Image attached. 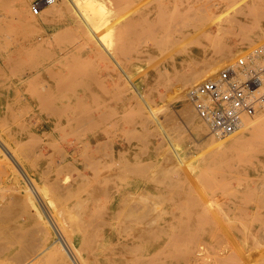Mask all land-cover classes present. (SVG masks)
<instances>
[{
    "label": "rangeland",
    "instance_id": "obj_1",
    "mask_svg": "<svg viewBox=\"0 0 264 264\" xmlns=\"http://www.w3.org/2000/svg\"><path fill=\"white\" fill-rule=\"evenodd\" d=\"M35 1L37 0H0V137L9 141L18 151L23 150V153L21 151L19 153L27 173L35 177L34 187L41 191L43 196L38 194L39 197L35 195V198L34 192H30V189L26 190V178L14 167L0 147V264H18L15 251H19L18 254H23V257H28L29 252L32 251V249L29 251V247L32 246L34 251L45 241L50 239L52 241L57 237L54 226L46 221L45 211H42L46 209V201H48L49 209L55 212L69 235L74 237L78 247L88 244V239L95 237L96 240L92 241L94 243L89 242L91 245H89L90 248L88 246V251L81 253L85 259L95 256L100 260L104 255L106 258L112 257L115 261L98 264L130 263L125 255H132V251L125 250L124 255L119 258L116 255L124 250L123 242L131 244L135 242L134 235L126 233L121 235L122 224L125 222L119 218H110L106 213L107 208L118 202V198L109 200L107 196L98 194L96 190L97 186L103 183L110 184L111 178L108 175L110 168L104 164H98L94 169L89 168L81 154L87 147L93 149V155H100V151L97 150V144H99L97 138L100 144H103L105 152L110 151L111 145L115 147L117 166L121 167L123 164L131 166L129 168L132 171L129 177H119V181L116 180L114 186L120 190H128L134 194L132 198H136L141 204L145 203L144 205L153 207L155 216L149 217L150 222L168 224L181 220L187 221V216L176 210L177 203L178 207L179 204L185 203L187 206L192 204V201L189 203L185 195L183 196L186 193L194 194L195 201L199 202L201 207L207 206L206 208L212 211L207 212L205 209V215L207 214V218L210 217V223L203 226L194 224L192 229L195 230V240L181 243L178 250L179 260L172 259L169 264H264V205L262 204L264 143L257 146L261 141L264 142V129L245 143H235L233 146L236 149L231 145V150L226 154L225 152L211 153L209 144L213 141L208 137H215L216 140L238 137L251 128L257 119L263 117L264 111L259 112L247 127L227 137L214 136L209 129L207 132H196L180 113L183 103L189 101L187 98H191L189 95L185 96L187 91L183 82L188 72L201 65H208L211 68L208 75L211 76L228 62L235 61L240 55L264 45V5L258 9L253 0H94L99 5H96L98 7L95 10L98 16L96 19L100 23L104 20L99 31L111 39L110 41L106 37L123 66H127L129 62L132 63L131 66H127L129 74L145 95L149 105L157 112L164 126L163 132L167 130L172 136L169 143L164 138L161 139L163 142L160 141L161 126L151 119L146 109L143 113L137 111V107H134V98L128 90H122L116 94L114 105L108 110L109 119L106 125L96 133L86 129H73L67 122L68 117H71L69 112L57 113L48 107L41 96L49 93L40 80L48 78L45 69L49 62L48 59L42 60L41 64L33 62V59L37 58L43 50L54 53L57 59L53 61L54 63L52 62V65L55 67L62 66L61 60L69 52L72 60H81L83 66L85 65L84 68H89L88 70L92 72L91 77H89L90 74L83 76L86 80L93 81L92 76H97L98 79L103 77L102 82H93L95 92H103L102 84L111 85V79L107 75L109 69L99 65V62L105 61L103 56L106 54L102 53L101 49H98L97 55L89 50L85 45L86 39L71 25L70 16L66 11L61 14L52 12L51 8L58 3V0L49 2L51 6L43 10L48 4L45 2L38 12L33 10ZM133 19L134 22H128ZM130 27L132 31L145 28L152 33L146 37L148 39L144 37L142 43L141 40L133 42L137 48L132 60L128 53L123 55L115 48L122 34L131 33ZM59 34H63V38ZM226 54L228 57L225 56ZM89 57L94 66L91 65ZM88 62L91 63V67H88ZM93 67L94 70H92ZM65 72L68 71L65 70ZM183 74L185 76H182ZM162 75H164L163 78ZM182 77L185 79L182 80ZM116 81L119 82L118 77ZM188 103L197 114L193 102ZM142 114L150 118L149 123L136 121V117ZM197 115L200 117L199 114ZM173 145L176 151L172 148ZM205 150L208 152L205 153ZM179 155L184 157L181 166ZM175 158L176 163H174ZM105 159L108 160L107 157ZM175 165H178L176 170H180L179 172L174 170ZM233 165L234 168H232ZM230 170L233 172L231 176ZM99 175L103 179L96 178ZM213 175L216 178L215 181ZM55 178H58L57 181ZM54 184L58 187L57 185L54 187ZM58 189L60 192L57 191ZM237 190L239 192L235 193ZM64 192L66 194H62ZM32 198L38 204L41 215L34 207L35 205H32L34 204ZM214 203L217 204L216 206L222 203L223 206L219 204L221 206L217 208ZM229 203L234 206L233 209L229 210ZM105 206L106 210L103 209ZM18 209L20 212L17 211ZM217 213L221 215L223 213L226 216L223 218ZM215 216L218 217L215 218ZM242 223L245 228L248 227L247 230ZM236 227L242 230L239 231L240 229L237 230ZM109 230L116 232L113 241L100 243L97 237L100 239ZM168 231L172 234L173 231L175 232V227L168 226ZM89 234L92 236L89 237ZM149 241L142 240L138 242L139 244L137 243L139 253L146 255L151 253L148 248ZM19 248L27 249L28 253L22 250L21 252ZM50 252L53 257L49 255ZM50 252L39 258L35 264L71 263L64 256V251L60 252L53 247ZM168 252L166 250L165 255L168 256Z\"/></svg>",
    "mask_w": 264,
    "mask_h": 264
},
{
    "label": "bare ground",
    "instance_id": "obj_2",
    "mask_svg": "<svg viewBox=\"0 0 264 264\" xmlns=\"http://www.w3.org/2000/svg\"><path fill=\"white\" fill-rule=\"evenodd\" d=\"M8 1V0H6ZM190 1V0H189ZM254 1V5L256 8L259 9V7H263L264 5V0H253ZM2 2V1H1ZM185 2V1H184ZM186 3V2H185ZM47 4V2H46ZM51 4V3H50ZM95 3L94 0H58L57 4H54L52 6V12L54 14H61L62 12L66 11L71 19V25H73L74 29L79 30L80 33L82 34V36L84 37V39H86V43L85 45L89 48L90 51L94 52L96 55L99 53L98 49H101L100 51H102V53H105L106 55L103 56L104 58V62L101 61L99 62V65L102 67H107V69H109V73L107 74L108 77H110L111 79V85H103L102 84V91L101 93L99 92H95V90H93V82L100 81L102 82L104 80L103 77H100L98 79V77L96 76H92L93 77V81L92 80H86L83 76L84 75H88L90 73H92L90 70H88L87 68H84L85 65L83 66V64L80 62L81 60H72L73 58L71 57V55L69 54V52H67V54L65 56H63L62 60H61V67H55L52 65V62L57 59L55 58L54 53L52 54L51 52L45 51L43 50L40 55L33 59V62L35 64H41L42 60H47L48 59V64L46 66V73L48 74V78H44L42 81V83L45 85V89H47V92L49 94L46 95H42L41 97L43 98V100L46 101V104L48 105V107H50L53 111L57 112V113H62V112H69L71 117H68V124L75 130H82V129H86L89 131H92L94 133H96V131L100 128H102L104 125H106L107 120L109 119L108 115H109V108H111L114 105V99L117 93H120V91L122 90H128L130 91V94H132V97L134 98V107H137V111L138 112H145V109L148 111V113H150L151 115V119L154 120V122L158 123V125L161 126V130H162V135H160L159 139L160 141L163 142V140L161 139H166L167 141H169V143H171V137L169 134V131L165 130L163 132V125L162 122L160 121V118L158 117L157 112L155 111L154 107H152L151 105H149L150 103H148V101L145 98V95L143 94V92H141L139 86L136 85L135 81L133 80V78H131V75L129 74L128 68L127 66H131L132 63L129 62L127 64V66H123L119 60L117 59V57L115 56L116 53L114 51V47L111 46L109 44V40L111 41L110 38H107L109 40H107V38L104 36V34H102V32H100V25L102 23L99 22V20H97L96 18L98 17L97 14L95 13V10L98 9L97 5ZM241 5V4H240ZM51 5H49V2L47 4V6H45L43 8V10H45L47 7H49ZM101 6V4H100ZM190 6V5H189ZM195 7V6H194ZM199 7V6H197ZM191 8V7H190ZM200 8V7H199ZM198 8V9H199ZM202 8V7H201ZM200 8V9H201ZM143 9V7H142ZM192 9V8H191ZM199 9V10H200ZM155 10V9H154ZM163 10V8H162ZM161 10V11H162ZM258 11V10H256ZM189 12V11H188ZM151 13V12H150ZM160 14V12H159ZM191 14V13H190ZM260 13H258L259 15ZM187 15V14H186ZM133 16V15H132ZM184 16V15H183ZM182 16V17H183ZM197 16V15H196ZM146 17V16H145ZM181 17V19H182ZM240 20V19H239ZM17 22V21H16ZM128 22H134V19L132 21H128ZM137 22V21H136ZM155 22V21H154ZM241 22V21H240ZM152 23V22H151ZM157 23V22H155ZM154 23V24H155ZM128 24V23H127ZM137 24V23H136ZM176 24V23H174ZM243 24V23H242ZM250 24V23H249ZM252 24V23H251ZM71 25L69 27H71ZM116 26V25H115ZM114 26V27H115ZM135 26V25H134ZM138 26V24H137ZM141 26V25H140ZM139 27V26H138ZM131 28V27H130ZM250 28V27H249ZM252 28V27H251ZM253 28L254 25H253ZM116 29V28H115ZM129 29V28H128ZM127 30V29H126ZM131 33L128 34L124 33L121 35L120 37V42H118L115 45V48L122 53L123 55H125V53H128L126 55H128L131 60L135 57V49L137 48V46L134 45L133 42L137 41V40H142L145 39L146 37L152 35L151 32H149L148 29L142 28V29H130ZM156 30V29H155ZM240 30V29H239ZM254 30V29H253ZM102 31V30H101ZM110 31V30H109ZM116 31V30H115ZM119 31V29H118ZM111 32V31H110ZM124 32V31H123ZM167 32V31H166ZM54 33V32H53ZM75 33V32H73ZM108 33V32H106ZM170 33V32H169ZM175 33V32H173ZM58 34V33H56ZM54 34V35H56ZM102 34V35H101ZM149 34V35H148ZM256 34V33H255ZM77 35V34H76ZM59 36H62L63 38V34H59ZM109 36V34H108ZM111 36V35H110ZM56 37V36H55ZM145 37V38H144ZM65 38V37H64ZM152 38V37H149ZM245 38V37H244ZM243 38V39H244ZM148 39V38H146ZM173 39V38H172ZM240 39V38H239ZM57 40V39H56ZM152 41V39H150ZM242 40V39H241ZM66 41V40H65ZM246 41V40H245ZM244 41V42H245ZM83 42V41H82ZM62 42H60L61 44ZM112 43V42H111ZM133 43V44H132ZM59 44V42H58ZM138 44V43H137ZM136 44V45H137ZM70 45V44H69ZM139 45V44H138ZM153 45V44H152ZM157 45V44H156ZM140 46V45H139ZM67 48V47H66ZM65 48V49H66ZM227 48V47H226ZM62 49V48H61ZM256 49V48H255ZM255 49L249 51L247 54L251 53L252 51H254ZM38 52V51H37ZM93 53V54H94ZM148 53V52H147ZM227 53V52H226ZM38 54V53H37ZM73 54V53H72ZM224 54V53H223ZM225 56L228 57V54H226ZM230 56V54H229ZM243 56V55H242ZM57 57V56H56ZM127 57V56H126ZM137 57V56H136ZM231 57V56H230ZM90 58V57H89ZM82 59V58H81ZM85 59V58H84ZM87 60V59H85ZM93 60V57H92ZM150 60V59H149ZM59 61V60H58ZM51 62V63H50ZM90 62H91V58H90ZM54 63V62H53ZM89 63V62H88ZM92 63V62H91ZM89 63V65L91 64ZM200 63V62H199ZM202 63V62H201ZM86 64V63H84ZM88 67L94 66L93 63ZM201 65V64H200ZM83 66V67H82ZM154 66V65H153ZM195 66L197 67V65L195 64ZM87 67V65H86ZM92 69V68H91ZM210 66L208 65H201L197 68H195L193 71H191L190 73L188 72V75H186V79L184 77H182L181 79L183 80V78L185 79L183 82H185V92L186 95L191 96V98H187L189 101H192L196 111L197 107L195 105V100L193 97V93L196 91L197 87L199 86V84L204 81L207 78H211L213 77V75L209 76L208 72L210 71ZM68 71V72H65ZM94 70V67L93 69ZM176 71H179L177 69H175ZM185 72V71H184ZM94 73V72H93ZM39 74V73H38ZM181 74V72L179 73ZM94 75V74H92ZM160 76V74H159ZM164 75H162L163 78ZM169 76V75H168ZM180 76V75H179ZM182 76H185L184 74ZM88 77V76H87ZM91 77V74L90 76ZM117 77L119 78V82L116 81ZM174 77V76H173ZM53 78V79H52ZM103 78V80H102ZM161 78V77H158ZM161 78V79H162ZM165 78V77H164ZM177 78V77H176ZM170 81H172L171 78ZM160 80V79H159ZM164 80V79H163ZM180 80V79H179ZM169 82V80H166ZM175 81V80H174ZM173 81V82H174ZM178 81V80H177ZM99 82V83H100ZM176 82V81H175ZM180 82V81H179ZM182 82V81H181ZM98 83V84H99ZM171 83V82H170ZM101 85V83H100ZM175 85V84H174ZM172 85V86H174ZM177 86V85H176ZM182 86V88H183ZM169 87V86H168ZM171 87V86H170ZM181 88V89H182ZM183 88V89H184ZM190 88V89H189ZM180 89V90H181ZM189 89V90H187ZM171 90V89H170ZM177 92V91H176ZM175 92V93H176ZM161 95V93H160ZM178 99V97H177ZM188 101V102H189ZM44 102V101H43ZM42 102V103H43ZM183 103L182 107H181V115H183V117L185 118V120L187 121V124L190 123L193 127V130H195L196 132H207V130L209 129V125L207 123V121H205L203 118H200L195 110L193 109V107L188 103ZM192 104V103H191ZM133 105H131L132 107ZM97 110L98 113H96L95 111ZM157 110V109H156ZM158 111V110H157ZM264 111V110H260L258 111L254 116L252 117H244L242 124L240 126V128L237 131H240L241 129L247 127L252 121H254L255 117L258 115L259 112ZM170 114V113H169ZM69 115V116H70ZM150 118L148 116H146V114H142L138 117H136V121H145V122H150L149 120ZM168 119V118H165ZM151 120V121H153ZM184 120V119H183ZM148 122V123H149ZM56 128V127H55ZM264 129V115L263 117L261 116V118L257 121H255L251 128H249L248 130H246L245 132L241 133L238 137L235 138H219L218 140L215 139V137H210V140L213 141L212 143L209 144V147H211V150H209L210 148L208 147V150L211 153H220V152H226L231 150V145L233 146L235 143H245V141L254 138L255 136H257V134H259V132ZM84 131V130H83ZM236 131V132H237ZM235 132V133H236ZM73 133H75V131H73ZM81 133V132H80ZM76 134V133H75ZM82 134V133H81ZM232 135V134H231ZM234 135V133H233ZM230 136V135H229ZM145 138V137H143ZM35 139V138H34ZM39 139V138H38ZM209 139V138H207ZM29 140V139H28ZM145 140V139H143ZM262 140V139H261ZM259 140V141H261ZM32 141V140H31ZM99 141V142H98ZM210 141V142H211ZM40 142V141H39ZM48 142V141H47ZM70 142V141H69ZM97 150L100 151V155L95 156L93 155L92 151L93 149H88L87 147H85V151L81 152V154L84 156L85 158V162L87 167L89 168H95L96 165L98 164H104L106 167H109L110 172L108 173V175L111 178L110 184H101L99 186H97L96 190L98 192V194H103L105 196L108 197V199H114V198H118V202L116 204H112V206L110 208H107V215H109L110 218H119L122 221H124L125 223L122 224L123 225V229H119L120 234L124 235L126 234H133L134 235V239L135 242L133 244L129 243V242H123V246H124V250L120 251L119 253H115V255L117 256V258L122 257L124 255V251H132L133 254L132 255H125L126 259L132 263V264H169V261L172 259L175 260H179L180 258V253L178 252L179 250V246L181 243H185L187 241H193L195 240V230L192 229V226H194V224L198 225V226H203L204 224H208L209 222V218L210 217H206L205 215V209H207L206 207H201L202 205H200L199 202H196L194 199L195 196L191 195L190 193H186L183 194V196L185 195V199L189 201V203L192 201V204L190 206L185 205H180L178 207V203L176 204V210L181 211V213L183 215L187 216V221L186 220H181L175 223H152L149 221V217L154 215V209L153 207L141 204L140 202L137 201V199L132 198V194L131 192H128V190H123V189H118V187L114 186L116 185V180L119 181V177L123 178V177H129V174L131 173V169L129 167L131 166H126V164H123V166L119 167L117 166V162H116V149L113 145L110 146V151L109 152H105L103 149V144H100V140L97 138ZM259 143V142H258ZM257 143V144H258ZM262 143V144H261ZM263 141H261L257 146H259L260 144L263 145ZM105 146V145H104ZM264 146V145H263ZM0 147H2L3 149V153L12 161L14 167L24 175V177L26 178V185L25 188L26 190L30 189V192H34V197L35 195L38 196V194H40L41 196V191H39L35 186L36 183V179L33 175H29V173H27V168H25V165L23 163V160L20 156L19 151H21V153H23V150L18 149L16 147H13V145L0 137ZM234 147V146H233ZM23 148V147H22ZM174 149V151H176V147L173 145L172 147ZM235 148V147H234ZM1 149V150H2ZM24 149V148H23ZM236 149V148H235ZM26 151V149H24ZM24 151V152H25ZM98 151V152H99ZM65 152V151H64ZM63 152V154H65ZM70 152V151H69ZM205 153L208 151H204ZM203 152V156L204 155ZM71 154H73L72 152H70ZM238 153V152H237ZM67 154V153H66ZM239 154V153H238ZM119 155V154H118ZM170 155V153H169ZM172 155V154H171ZM176 155V154H175ZM210 155V154H209ZM173 156V155H172ZM177 156V155H176ZM202 156V157H203ZM217 156V154L215 155ZM214 156V157H215ZM238 156V155H237ZM64 157V156H63ZM62 157V158H63ZM108 158V160H106L105 158ZM61 158V160H62ZM119 158V157H118ZM171 158V157H169ZM242 158V157H240ZM8 159V160H9ZM124 159H126L124 157ZM180 160L179 165L181 166V163L184 161V157L183 155H179ZM206 159V158H205ZM212 159V158H211ZM214 159V158H213ZM176 158L174 160V163H176ZM215 160V159H214ZM230 160V159H229ZM128 161V160H127ZM172 161V160H171ZM207 161V160H206ZM204 161V162H206ZM216 161V160H215ZM59 162V161H57ZM225 162V161H224ZM60 163V162H59ZM227 163V162H226ZM142 164V163H141ZM58 165V164H57ZM227 165V164H226ZM2 166V165H1ZM150 166V165H149ZM176 168L174 167V170L177 171V167L178 165H175ZM179 168H182L180 167ZM216 167V166H215ZM213 168V167H212ZM232 168H234V165L232 166ZM236 168V167H235ZM215 169V168H214ZM218 169V168H217ZM220 169V168H219ZM139 170V169H138ZM159 170V169H158ZM179 170V169H178ZM213 170V169H212ZM137 171V170H136ZM180 171V170H179ZM177 171V172H179ZM216 171V169H215ZM231 171V170H230ZM218 172V170L216 171ZM220 172V171H219ZM235 172V171H234ZM98 173V172H97ZM221 173V172H220ZM226 174V172H224ZM233 172L231 171L230 176ZM21 174V175H22ZM101 175V173H98ZM224 174V175H225ZM97 175V174H96ZM99 176H97L96 178H101ZM164 175V173H163ZM222 175V174H221ZM91 176V175H90ZM103 176V174L101 175ZM219 176V175H218ZM233 176V175H232ZM92 177V176H91ZM208 177V176H207ZM214 181L216 178H214V175L212 176ZM217 177V176H216ZM95 178V176H94ZM56 179V180H55ZM54 180L57 181L58 178H55ZM61 179V178H60ZM59 179V181H60ZM97 179V180H98ZM103 179V178H101ZM100 179V180H101ZM206 179V178H204ZM208 179V178H207ZM212 179V181H213ZM95 180V179H94ZM186 180V179H185ZM211 180V179H208ZM99 181V180H98ZM125 181V180H124ZM207 181V180H206ZM211 181V183H213ZM94 182V181H93ZM208 182V181H207ZM97 183V182H96ZM102 183V181H101ZM210 183V182H209ZM93 184V183H91ZM95 184V183H94ZM198 184V183H197ZM55 185V184H54ZM57 185V184H56ZM56 185L54 187H56ZM62 185V183H61ZM88 185V184H87ZM193 185V184H192ZM202 186V184H200ZM206 184H204L205 186ZM92 186V185H91ZM94 186V185H93ZM190 186V185H189ZM199 185H197L198 187ZM200 186V187H201ZM211 186V185H210ZM53 187V188H54ZM58 187V185H57ZM62 187V186H61ZM89 187V186H88ZM181 187V186H180ZM206 187V186H205ZM208 187V186H207ZM51 188V187H50ZM60 188V187H59ZM63 188V187H62ZM177 188V187H176ZM182 188V187H181ZM202 188V187H201ZM200 188V191H201ZM130 189V187L128 188ZM198 189V188H197ZM204 189V188H202ZM67 190V189H66ZM179 190V189H178ZM199 190V189H198ZM14 191V190H13ZM54 191V190H53ZM57 191L60 192V190L58 189ZM181 191V189H180ZM196 191V190H195ZM199 191V192H200ZM15 192V191H14ZM19 192V191H17ZM56 192V191H55ZM136 192V191H135ZM203 192V191H202ZM239 190H237L235 193H238ZM53 193V192H52ZM139 193V192H138ZM146 194V192H144ZM171 193V192H168ZM178 193V192H177ZM201 193V192H200ZM33 194V193H32ZM60 194V193H59ZM62 194H66V192L62 193ZM70 194V193H69ZM97 194V193H96ZM118 194V196H117ZM142 194V193H141ZM159 194V193H157ZM251 194V193H250ZM55 195V194H54ZM121 195V196H119ZM134 195V194H133ZM138 195V194H137ZM160 195V194H159ZM171 195V194H169ZM179 195V194H176ZM201 195V194H200ZM231 195V194H230ZM242 195V194H241ZM240 195V196H241ZM145 196V195H143ZM150 196V194H149ZM161 196V195H160ZM167 196V195H166ZM173 196V195H172ZM181 196V195H180ZM179 196V197H180ZM233 196V195H232ZM17 197V196H15ZM30 195H29V199H30ZM39 197V196H38ZM37 197V198H38ZM43 197V196H41ZM81 197V196H80ZM140 197V195H139ZM247 197V196H246ZM22 198V197H21ZM20 198V200H21ZM26 198V196H25ZM36 198V197H35ZM106 198V197H105ZM142 198V197H141ZM167 198V197H166ZM169 198V197H168ZM197 198V196H196ZM202 198V197H200ZM204 198V197H203ZM249 198V197H248ZM19 199V198H18ZM39 199V198H38ZM83 199V198H82ZM183 199V198H182ZM198 199V198H197ZM33 200V198L31 199ZM30 200V201H31ZM68 200V199H67ZM142 200V199H141ZM149 200V199H148ZM203 200V199H201ZM246 200V198H245ZM15 201H17L15 199ZM147 201V200H145ZM183 201H185L183 199ZM182 201V202H183ZM206 201V200H203ZM232 201V200H231ZM58 202V201H57ZM213 202V201H212ZM220 202V201H217ZM249 202V201H248ZM12 203V202H11ZM16 203V202H15ZM32 204L36 210L38 211V213L40 212L39 206L38 204L35 202V200H33ZM17 204V203H16ZM153 204V203H152ZM212 204V203H210ZM215 204V203H214ZM219 204L222 203H218V206H216L217 204H215V206L217 208H219ZM262 204L264 205V200L262 201ZM19 205V204H18ZM156 204H154L155 206ZM158 205V204H157ZM206 205V204H205ZM208 205V204H207ZM227 205V204H226ZM211 206V205H210ZM208 206V208L210 207ZM213 206V204H212ZM223 206V204H222ZM21 207V206H20ZM78 207V206H77ZM214 207V206H213ZM229 210L233 209V205H228ZM22 208V207H21ZM105 207H103L104 210ZM161 208V207H160ZM215 208V207H214ZM216 208V209H217ZM223 207H221L222 209ZM4 209V208H3ZM14 209V208H13ZM12 209V210H13ZM33 209V208H32ZM241 209V208H240ZM10 210V211H12ZM45 211L46 214V218L48 222H51V224L54 226L55 229V233L57 234V237L51 241H45V243L43 245H39L36 250L33 251V248L31 246V248L29 247V255L28 257H23V254H18L20 253L19 251H15V253L17 254L15 256V259L17 260L16 263L18 264H35L37 262V260L41 257H43L46 253L50 252V250L55 247V249H57L58 251H64V256L67 258L68 262H71L70 264H98L100 263H108V261H115L112 257H105L104 255L101 256V259H97L95 258V256H90L87 257L86 259L82 256V251H88V246L91 245L89 242H92L93 240H96L95 237L92 236V234H89V237L92 236L91 238L88 239V244H84V246L82 247H78L76 245V243L74 242V237L72 238L67 229L62 225V223L59 222V219L57 218V215L55 214V212L51 211L49 209V205H48V201H46V209H42V211ZM79 210V209H78ZM159 210V209H158ZM210 210V209H209ZM207 209V212L209 211ZM220 210V209H219ZM16 211V210H15ZM18 212L19 209L17 210ZM16 211V212H17ZM157 211V210H156ZM222 211H224L222 209ZM87 212V211H86ZM159 212V211H157ZM209 212H212L211 210ZM225 212V211H224ZM228 212V211H227ZM44 213V212H43ZM62 213V212H61ZM89 213V212H88ZM161 213V212H159ZM173 213V212H172ZM176 213V212H175ZM14 214V213H13ZM41 215V212L39 213ZM105 214V213H104ZM156 214V212H155ZM209 214V213H208ZM213 214V213H212ZM219 215H221V213H217ZM226 214V213H225ZM9 215V214H7ZM210 215V214H209ZM215 215V214H213ZM155 216V215H154ZM226 216L222 213L221 215ZM4 217V216H3ZM12 217V215H11ZM14 217V216H13ZM41 217V216H40ZM62 217V216H61ZM86 217V216H85ZM153 217V216H152ZM218 217V216H217ZM215 216V218H217ZM257 217V216H256ZM2 218V217H1ZM64 218V217H63ZM62 218V219H63ZM81 218V217H80ZM79 218V219H80ZM169 218V217H168ZM224 218V217H223ZM260 218V217H259ZM258 218V219H259ZM155 219V217H154ZM153 219V220H154ZM182 219V218H181ZM212 219V218H211ZM43 220V219H42ZM61 220V219H60ZM116 220V219H115ZM114 220V221H115ZM156 220V219H155ZM211 221V220H210ZM72 222V221H71ZM91 222V221H90ZM93 222V221H92ZM172 222V221H171ZM226 222V221H225ZM14 223V222H13ZM84 223V222H83ZM119 223V222H118ZM66 224V223H65ZM80 224V223H79ZM78 224V225H79ZM82 224V223H81ZM15 225V224H14ZM51 225V226H52ZM86 225V224H85ZM119 225V224H117ZM243 225V223H242ZM168 226L169 227H175V232L173 231L172 234L168 231ZM245 225H243L244 227ZM122 227V226H121ZM1 228V227H0ZM69 228V227H67ZM75 228V227H73ZM77 228V227H76ZM93 228V227H92ZM233 228V227H231ZM230 228V229H231ZM237 228V227H236ZM245 228V227H244ZM13 229V228H12ZM78 229V228H77ZM94 229V228H93ZM96 229V228H95ZM240 228H237V230ZM246 230L248 229L245 228ZM1 230V229H0ZM28 230V229H27ZM82 230V228H81ZM99 230V229H98ZM242 229H240L239 231H241ZM245 230V231H246ZM92 231V230H91ZM90 231V232H91ZM116 231V230H115ZM31 233V231L29 232ZM28 233V234H29ZM33 233H34V229H33ZM72 233V232H71ZM76 233V232H75ZM84 233V232H83ZM93 233V231L91 232ZM116 233V232H114ZM114 233L112 231H108L107 233H105L103 235V237H101L100 239L97 237L98 240H100V243H103L105 241H113V239L115 238ZM244 233V232H243ZM247 234V232H245ZM244 233V234H245ZM27 234V233H26ZM94 235V234H93ZM28 236V235H27ZM80 236V235H79ZM86 236V235H85ZM84 236V237H85ZM99 236V235H98ZM246 237V235H244ZM2 237V236H1ZM17 237V236H16ZM83 237V238H84ZM87 237V236H86ZM122 237V236H120ZM119 237V238H120ZM26 238V237H25ZM29 238V237H27ZM169 238V240H168ZM34 239V238H33ZM58 239V241H57ZM142 240H150V244L148 246L149 250H151V253H149V255L146 254H141L138 252V242L142 241ZM16 241V240H15ZM33 241V240H32ZM36 242V240H34ZM85 241V240H84ZM25 242V241H24ZM86 242V241H85ZM94 243V242H92ZM138 243V244H137ZM197 243V242H196ZM30 244V243H29ZM33 244V243H32ZM120 244V243H119ZM147 244V243H145ZM95 245H97L95 243ZM93 245V246H95ZM36 246V245H35ZM119 246V245H118ZM122 246V247H123ZM3 247V246H2ZM96 247V246H95ZM92 247V248H95ZM105 247V246H104ZM90 248V246H89ZM112 248V247H111ZM120 248V247H119ZM101 249V248H100ZM106 249V248H105ZM109 249V248H108ZM18 250H22L21 248H19ZM27 249H24L22 251H26ZM93 250V249H91ZM169 251L168 252V256L165 255V251ZM201 250V249H199ZM21 251V252H22ZM54 253V251H51ZM49 253V255L51 254V256L53 257L52 253ZM141 252V251H140ZM1 253V252H0ZM25 253H28V251H26ZM31 253V254H30ZM88 253V252H87ZM91 253V252H90ZM109 253V252H108ZM25 256V255H24ZM111 256V255H110ZM51 257V258H52ZM58 257H60L58 255ZM14 258V257H13ZM114 258L116 259V257L114 256ZM70 260V261H69ZM132 261V262H131ZM39 263V262H38ZM128 263V264H130ZM10 264V263H9ZM14 264V263H12ZM65 264V263H64Z\"/></svg>",
    "mask_w": 264,
    "mask_h": 264
},
{
    "label": "built area",
    "instance_id": "obj_3",
    "mask_svg": "<svg viewBox=\"0 0 264 264\" xmlns=\"http://www.w3.org/2000/svg\"><path fill=\"white\" fill-rule=\"evenodd\" d=\"M37 0L34 12L45 2ZM198 113L209 132L227 137L241 126L244 117L264 110V45L230 61L211 78L202 81L193 93Z\"/></svg>",
    "mask_w": 264,
    "mask_h": 264
}]
</instances>
